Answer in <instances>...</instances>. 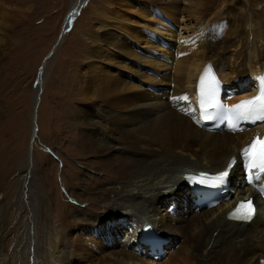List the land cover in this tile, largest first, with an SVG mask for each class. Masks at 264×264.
Wrapping results in <instances>:
<instances>
[{
  "label": "rangeland",
  "instance_id": "obj_1",
  "mask_svg": "<svg viewBox=\"0 0 264 264\" xmlns=\"http://www.w3.org/2000/svg\"><path fill=\"white\" fill-rule=\"evenodd\" d=\"M72 1H0L2 2L0 10L6 17V20L0 24V180L3 179L0 201L6 199L11 205L7 212L3 208L0 219L9 228H13L9 242L3 248L4 252L7 248L8 254L3 252L0 256V258L4 257V260L0 261L7 264H60L55 261L61 252L59 253L60 247L58 249L53 247L58 236L56 228L53 227H57L60 212L65 207L73 209L74 218H82L84 221L81 231H77L74 227L70 230L68 239L89 242L91 236L97 240L95 247L97 246L100 241L93 234H89L87 223L96 219L100 223V233L106 230L108 232L107 223L113 227L116 218H113V206H110L107 199L114 198L120 187H127L128 191L131 188L129 187L131 180L126 174L117 172L107 161L103 162L104 153L117 144L119 146V142L126 146L132 145V140L128 137L129 130L138 128L143 120L168 118L170 109L176 107V98L172 96V92L181 89L172 81L155 85L148 82V79L151 80L149 75L152 57L148 54V48L144 43L134 47L139 67L135 69L138 77L137 75L133 77L134 80H141V77L142 81L135 85L127 84L128 53L121 52L128 47L124 46L120 52L112 48L107 50L102 46L103 43H96L93 39L94 35L104 30L99 28L96 14L104 15V11L109 13L116 10L121 18L124 14L129 18L132 13L126 1H84L66 30L62 43L51 57H47L49 49L63 31L64 18L70 10ZM149 1L159 6L167 3V0ZM186 2L187 0H175L168 3L175 5L178 12ZM204 4L203 15L206 17V22L202 27L196 25L192 16L183 15V11L180 16L176 14L173 17L184 19L181 26H185L186 30H183L182 36L188 38L190 35L191 40L195 38L194 31L206 25L205 54L212 56L223 71L229 73L230 63H235L232 53L238 43V36L233 30L248 28L245 23L241 24L240 18L245 8L237 0H207ZM169 5L167 4L168 7ZM258 8L260 9L255 7L256 10ZM129 19L127 20L131 22ZM214 20H217L218 29H211V24L207 23ZM239 22L241 25L235 26ZM150 26L152 27L149 29L154 30L153 36L158 41L160 35L158 29L156 30L153 24ZM116 28L110 26V31L117 35L121 34L119 28ZM164 29L167 31L165 27ZM126 39L127 45L131 44V39L129 37ZM223 40L225 43L232 41L235 46L228 44L224 49ZM239 47L240 44L237 48ZM258 47L257 42L255 48ZM43 64L46 79L42 83V97L35 115L36 111L33 114L32 106L36 91L35 82ZM165 72L170 71L161 69L162 75ZM112 75L123 78L114 89L104 91L108 86L101 77L113 78ZM116 79L119 81L118 77ZM224 85L227 96L229 94L226 84ZM85 109L91 110L89 112L91 119L88 121L80 112ZM184 109L188 112L187 107ZM106 113H110V116L108 117ZM33 127H36L37 133L32 140ZM85 134L96 141V150H88V141L82 142ZM147 137L149 136L145 135V139L139 142L138 148L140 145H149L144 148L145 150L155 147L156 143L151 142ZM103 140H114V142L103 144ZM189 142L191 141L179 142L173 148L185 154H193L195 150L201 151V145ZM30 148L31 152H29ZM164 152H169L167 145L164 147ZM28 153L31 154L29 160ZM140 158L143 160L144 156ZM113 183L118 187L104 192L102 188ZM4 189L7 190L6 196L3 194ZM172 197L174 196L169 199ZM169 199H166L165 203L174 201L175 204H183L188 211H191L186 213L182 210L185 215L198 213L189 206L190 201L187 197L184 202L178 197ZM172 206L170 205L169 209ZM45 208H48V219L47 222L41 223L40 219ZM169 209L166 210L168 214L171 213ZM179 213L176 208V213L172 216ZM132 216L122 220L116 219L117 229L123 228L127 235L133 232L132 226L135 220L131 219ZM199 229L185 225L181 229L180 239L167 237L172 250H170V259L165 264H204L199 256L197 258L192 253L194 245L199 241ZM120 239H123V233L118 235V240ZM38 244L39 246L42 244L43 252L47 249L46 260L45 255L43 257L35 253V246ZM249 246L245 242L240 247V252L238 248L234 252L217 248L213 264H242L241 262L246 259L251 264H264L262 262L264 251L260 252ZM169 248L165 247V255L159 260L160 262L167 258ZM196 248V252L200 254L202 246ZM67 249L69 250V247ZM15 250L18 253H12ZM96 250L97 248L95 250L91 248L90 252ZM177 254H180V262L176 260ZM86 256V253H76L75 256H69L67 264H91L83 261Z\"/></svg>",
  "mask_w": 264,
  "mask_h": 264
},
{
  "label": "bare ground",
  "instance_id": "obj_2",
  "mask_svg": "<svg viewBox=\"0 0 264 264\" xmlns=\"http://www.w3.org/2000/svg\"><path fill=\"white\" fill-rule=\"evenodd\" d=\"M84 1L86 0H73L71 2L70 10L64 18L63 31L60 33L55 44L49 49L47 57H51L62 43L66 30L69 27V21L73 20ZM123 1H126V5L131 8H129L132 13L129 17L130 19L127 18V14H124L121 18L116 10L112 12L108 10L109 13L104 11V15L100 13L99 15L96 14L98 26L100 29L104 28V30L102 29L103 32L94 35L93 39L96 40V43H103L102 46H105L107 50L112 48L120 52V49L124 46L128 47L125 51L121 52L122 54L128 53L126 56L129 70L126 78L127 84L135 85V83L142 81L141 77V80H134L133 77L137 75L135 69L139 67L134 47L144 43L148 48V54L152 57L151 74L149 75L151 80L148 79V82L155 85L161 82L167 84L169 81H172L181 89L173 90L172 92V96L176 98V107L170 109L168 118L161 117L154 121L148 118L143 120V123L138 128L129 130L128 137L132 140V145L126 146L119 142V146L117 144L115 147L113 146V149H108L104 153L103 162L107 161L115 167L117 172L126 174L131 180L129 191L127 187H120L116 192V196L108 198L107 202L110 206H113V218L122 220V218H128V216H138L131 217V219L135 220L132 226L133 232H129L127 235L123 231V228L117 229L118 220L115 219L113 227L107 223L108 232L106 230L100 233V223L94 219L88 222L87 225L90 229V233L89 231L88 233L93 234L100 241L96 247L97 240L89 235L91 242L90 240L89 242L85 240L70 241L68 239L70 230L74 227L77 231H81L84 221L82 218H74L73 209L65 207L60 212L57 227H53L54 229L56 228V232L58 233L57 242L54 243L53 247H57V249L60 247L59 253L61 252L55 261L60 264H67L69 256H75L76 253H86L87 256L83 261L91 264H165L170 259V250H172L167 237L180 239L182 235L181 229L185 225H188L189 228L193 226L200 228L198 230L199 241L194 245L192 253L197 258L199 256L204 261V264H213L214 253L217 248L225 249L229 252H234L238 248V252H240V247L245 242L250 245L249 247L263 252L264 206L261 204L258 187L264 182V173H260L261 178L257 180L255 177L259 172V168L247 167V172H250L254 177L251 183H247L245 181V169L242 166L243 157L240 152L245 142L249 143L254 138L257 140L264 139V117L260 119H245L240 125L245 126L241 127L239 132H229L228 130H222L221 133L218 131L212 132L198 126L205 119L202 118L200 107L195 101L199 74L207 62H210L216 76L221 82V99L227 107L234 101L252 96L257 92L259 76L264 73V0H237L245 8V12L241 13V24L245 23L248 28L246 26L247 29L234 28L233 30L234 33L236 32V36H238V43H236V48H234L232 53L235 63H230L229 73L224 72L212 56L208 55V53L205 54L206 25L204 28L196 29L194 31L195 38L191 40L190 35L188 38L182 36L183 30H186L185 26H181L184 19L173 17L176 14L180 16L181 11H183V15L188 14V16H192L196 25L202 27L206 22V17L203 14L205 13L204 2H207V0H187L185 6L180 8L178 12H176L178 8L175 5H169L168 3L175 0H167L166 4L162 2L163 5L160 4V6L153 4L149 0H120V2ZM157 4H159V1ZM255 7H260V9L256 10ZM5 20L4 12L0 10V24ZM207 23L208 25L211 24V29L217 28V20L208 21ZM152 24L159 31L158 41L153 36L154 30L149 29V27H152L150 26ZM241 24L239 22L235 26ZM110 26L119 28L121 34L112 33ZM127 37L131 39V44L127 45ZM222 42L224 49L228 44L235 46L232 41L225 43L223 40ZM257 42L259 43V47L255 48V43ZM239 44L240 47L237 48ZM44 67L43 64L35 82L36 91L32 103L33 114L36 111L35 115H37L39 102L42 97V83L46 79L44 78ZM164 68L170 72H165L162 75L161 69ZM112 76L113 78L109 76L101 77L104 78L101 80H104V83L108 86L104 91L114 89L115 85H119L123 78L117 75ZM116 76L119 78V81L116 79ZM224 84H226L227 91L230 90L227 96ZM247 90L251 91L245 92ZM230 94H235V96L230 97ZM185 107H187L188 112L184 109ZM90 111V109L80 111L82 115L86 116L87 121L91 119L89 115ZM107 115L109 117L110 113ZM35 133H37L36 127H33L32 140L35 137ZM145 135L149 136L147 138L151 142L156 143L154 148L150 147L147 148L148 150H145L144 148L149 145H140V148H138L139 142L145 139ZM86 141H88V150H96V141L90 138L88 134H85L82 140L83 143H87ZM187 141L201 145V151L195 150L193 154H185L183 151L173 148L179 142ZM110 142H114V140L102 141L103 144H109ZM166 145L169 152H164ZM29 152H31V148ZM143 156L144 159L141 160L142 158L140 157ZM231 157H235L236 162L231 169H226ZM28 158H31L30 153H28ZM225 170L228 171L229 175L220 184L223 189L222 192H227L229 197L222 199L220 203L211 208L204 207L198 209L193 201L196 191L194 190L192 194L191 187L184 173H197V171L220 173ZM2 182L3 179L1 178L0 187L2 186ZM116 187L118 186H115L113 183L102 189H104V192H108L110 189ZM6 191V189L3 191L5 196ZM100 192L102 193V191ZM172 195L175 198L178 197L181 202H184L187 197L190 201L189 206L198 213L185 215L182 210L186 211V213H191V211H188V208L183 206V204H175L174 201L165 203V200H168ZM220 197L222 198V195ZM245 199L255 207L257 206L254 218L251 220H235L234 218H230L229 213L232 209L238 202ZM236 201L238 202L235 204ZM170 205H173L174 208L168 214L166 210L169 209ZM10 206V203L6 202V199L0 201V213H2L3 208L7 212ZM176 208L180 213L172 216L176 213ZM127 209L130 210L127 211ZM47 219L48 208H45L40 222H47ZM173 222H175V225H173ZM184 222L187 223L184 224ZM144 223L151 226L159 234V237L164 239L166 247H170L167 258L162 262L159 260H162L163 257L151 258L149 256L147 245L143 241H132L135 228H139ZM12 231L13 228H9L0 219V256L4 252V246L9 242V235ZM121 233H123V239L118 240V235ZM41 245L35 246V253L43 257L45 255L46 260L47 249L43 252ZM198 246H202L200 254L196 252V247ZM67 247H69V250ZM91 248H94V250L97 248V250L91 253ZM4 253L8 254L7 248ZM12 253L18 252L15 250ZM0 260L3 261L4 257L0 258ZM176 260L180 262V254H177ZM48 261L47 259V263H49ZM262 262L264 263V261ZM241 263L251 264L247 259ZM0 264L7 263L0 261Z\"/></svg>",
  "mask_w": 264,
  "mask_h": 264
},
{
  "label": "snow or ice",
  "instance_id": "obj_3",
  "mask_svg": "<svg viewBox=\"0 0 264 264\" xmlns=\"http://www.w3.org/2000/svg\"><path fill=\"white\" fill-rule=\"evenodd\" d=\"M262 79H264V78H262ZM203 83H204V77L202 75L201 76V84H203ZM215 85H216V82L213 81L212 84L209 85V87L207 88L206 93L202 91L201 99H200L201 107H203L204 103L206 102L204 99L205 94H207L209 96H215ZM257 99L258 100L264 99V90H262L261 97H258ZM245 105H254V107L245 109ZM234 108L235 109H245L244 112L239 113V115L243 116V115H249V114L256 112V111H264V103L257 105L255 100H249V101H244L241 104L234 106ZM205 114L211 115V113H202V115H205ZM242 155L247 157V155H248V149L247 148L243 150ZM252 166L259 168V172L256 174V177H255L257 180H259L261 178L260 173H264V163L256 164L255 162H253ZM230 167H231V165H230ZM228 175H229L228 171L225 170L223 172H220L215 177H213V179L216 181L217 184H220V183H223L225 181V179L227 178ZM248 179H249V182L251 183L253 177L250 176ZM245 203H246V201H241L240 204L238 205L236 211L230 213V218H236V219H248V218H250V214L244 215V216L237 215V213L239 212V209L241 207H243V205Z\"/></svg>",
  "mask_w": 264,
  "mask_h": 264
},
{
  "label": "water",
  "instance_id": "obj_4",
  "mask_svg": "<svg viewBox=\"0 0 264 264\" xmlns=\"http://www.w3.org/2000/svg\"><path fill=\"white\" fill-rule=\"evenodd\" d=\"M71 21H69L68 25H70Z\"/></svg>",
  "mask_w": 264,
  "mask_h": 264
}]
</instances>
